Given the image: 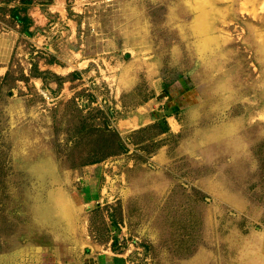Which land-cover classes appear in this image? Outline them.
<instances>
[{
  "label": "rangeland",
  "instance_id": "1",
  "mask_svg": "<svg viewBox=\"0 0 264 264\" xmlns=\"http://www.w3.org/2000/svg\"><path fill=\"white\" fill-rule=\"evenodd\" d=\"M26 1L0 0V264H264V0Z\"/></svg>",
  "mask_w": 264,
  "mask_h": 264
},
{
  "label": "trees",
  "instance_id": "2",
  "mask_svg": "<svg viewBox=\"0 0 264 264\" xmlns=\"http://www.w3.org/2000/svg\"><path fill=\"white\" fill-rule=\"evenodd\" d=\"M24 3H28V1H26V0H22ZM10 12H11V14H12V16L21 24V29L23 30V31H25V32H27L28 33V31H27V28H28V24L30 23V19L25 15V14H23V15H19V12H18V9H17V7H13L11 10H10ZM26 22V23H25ZM29 34V33H28ZM33 70H34V72L32 73V75L31 76H34V77H38V78H40V79H42L43 81H44V76L45 75H48V76H51L55 81H57V83H59L60 82V80H61V77H59V76H57V75H55V74H53V73H50V72H47V71H43V70H38V69H36V67H35V65H33ZM71 74V76H75L76 75V72L75 71H73L72 73H70ZM155 116H157V114H155ZM161 118V117H160ZM165 119H164V117H162L161 118V122H162V125H163V127H165V121H164ZM117 137V136H116ZM116 139H118V140H116V146L118 147V149L119 150H123L124 149V146L121 144V142H120V140H119V138H116ZM105 263L106 264H111L112 263V261H111V258H110V262H106L105 261Z\"/></svg>",
  "mask_w": 264,
  "mask_h": 264
},
{
  "label": "crops",
  "instance_id": "3",
  "mask_svg": "<svg viewBox=\"0 0 264 264\" xmlns=\"http://www.w3.org/2000/svg\"><path fill=\"white\" fill-rule=\"evenodd\" d=\"M106 262H110V258L109 259H105Z\"/></svg>",
  "mask_w": 264,
  "mask_h": 264
}]
</instances>
